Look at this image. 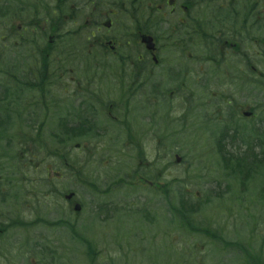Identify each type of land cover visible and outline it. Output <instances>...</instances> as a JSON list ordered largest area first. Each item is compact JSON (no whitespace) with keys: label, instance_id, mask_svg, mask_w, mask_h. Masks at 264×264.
<instances>
[{"label":"rangeland","instance_id":"rangeland-1","mask_svg":"<svg viewBox=\"0 0 264 264\" xmlns=\"http://www.w3.org/2000/svg\"><path fill=\"white\" fill-rule=\"evenodd\" d=\"M259 22L264 23L261 20ZM254 38L244 44V48L247 49L251 44L250 49L254 51L252 57L249 56L245 61L247 65L243 63L242 58L240 61L239 59L231 60L228 57L220 72L214 76L211 68L203 66L201 69L207 71L203 73V71H199L197 65L191 64L192 80L187 87L185 106L189 115L184 124L181 121L173 122L168 124L167 130L160 119V122L156 121L158 116L156 115L154 116L156 124H153L154 127L149 129L151 125L147 124L148 119L143 120V126L144 128L148 127L149 135L148 141H143V159L154 163L156 157V163L145 166L141 173L149 177L155 173L152 169L158 168L157 170L161 174L159 185L162 186L158 195L148 192L144 187L145 184L137 183L139 184L137 188L132 190L130 176L124 177L129 164H132L133 170L142 168L139 161L132 158L129 160L126 157V155L135 154L132 150L135 147L129 144L128 140H123L117 148L125 149L126 154L121 152V156L111 162L100 161L101 158L97 153V156L91 159L90 165L85 166L82 170L81 175H85V178H81L80 175L79 181H74L68 170L51 159L44 158L43 155L37 154L34 158H30L31 153L36 154L39 151L35 145L32 147L33 149L26 146V150L19 154L20 156L18 155V159H21L20 163L11 161L10 155L19 153L21 150L20 145L12 143L6 158L0 159V192L9 195V199H6L5 203L0 202V227L7 223L6 217H11L9 215L11 209V212L22 219L23 224L9 229L0 238V264H123L119 259L120 249H123L124 252L128 251L129 245L136 243L137 236L142 234L145 237H155V243H158L156 247L159 251H163L162 245L166 244L164 243L166 241L162 240L167 238V231H172L174 227L168 225L170 214L167 212V206L161 200L164 197L169 201L167 195L170 198L173 197L170 199L171 205L176 203V199L194 203L196 199L203 201L208 197L209 200L204 203H208L210 206L206 207V214L203 212L198 217L205 215V218L202 219L203 222L213 219V223L208 228L212 231L223 230V242L225 241V244L218 242L212 244L211 240L205 237H192L185 232L173 233L174 238H171V241L175 256L185 249L196 250L191 254L173 258L176 264H229L232 262L237 264V261L238 264H254L258 259V264H264V198H261L264 196L262 191L264 188L263 175L257 174L258 170L254 169L255 174L253 175L245 169L244 173L232 176L229 169L221 165L215 144L222 124L226 123L224 120H228L229 108L232 104L236 105L234 111L237 113L238 109H241L235 119L237 123H240L239 120H241L242 125L250 123L255 130L257 129L259 132L264 130V84L257 83L256 89L253 82L229 81L222 74L226 71L233 73L231 70L238 71L239 69H244V74H246L251 70L253 72V68H255L258 72L255 74L256 77L260 72H264L261 62H258L260 48L253 46ZM196 49L199 50L197 47ZM194 53L199 54V52ZM10 56L11 54L8 55V57ZM164 83V86L161 82L159 84L162 89L159 92H163V95L153 93L154 95L151 96L149 93L143 92L142 95H134L132 101L138 102L139 106V101L155 98L158 95L162 96H159V100L161 98L169 100L168 93L170 90L173 91L174 87L167 82ZM124 88L128 92L134 91L133 88H127L126 85ZM145 89L148 90V88ZM102 93L107 96L105 91ZM105 96L102 100H106ZM224 101H229V104L226 105ZM170 104L177 105L173 99ZM157 111H161L158 117L162 118L165 112V105L162 102L159 103ZM174 111L175 115L180 117L183 109ZM242 111H252L255 116L243 118ZM114 113L121 121L122 114L118 115L116 111ZM217 114L219 117L215 118ZM147 115H152L151 109L144 112V117ZM14 119H11L10 124L3 121L1 128L9 130V133L18 130ZM20 124L24 126L23 120L20 121ZM185 124L189 126H183ZM13 125L15 127L12 129ZM102 127L103 132L100 135L105 132L104 136L109 134L104 140L105 143H116L112 139H120L125 136L123 126L118 127L113 124L108 129L109 125L106 123ZM48 130L49 128L45 127L42 134L46 140ZM27 132L30 133V131ZM227 134L224 143L225 152L241 158L249 147L242 144L237 138L238 136H236V140H231L233 132L227 131ZM156 135L159 136V145L155 151L154 137ZM161 140L165 141V145ZM105 143L103 144L106 145ZM256 143L251 146V149L253 153L260 154L261 147L256 146ZM95 147L98 150L103 149L98 145ZM109 153L106 151V155ZM92 155L93 153L90 154V156ZM175 155L181 158L179 164L174 161ZM69 156L70 164L78 160L79 167L81 166L83 156L75 157L71 152ZM155 164L156 166H154ZM239 167L243 166L239 165ZM250 167H253V164H250ZM57 174L59 176H56ZM121 178L127 180L128 184L119 185ZM83 180H88V184L96 185L99 191L91 189L82 182ZM173 180L180 183L172 182ZM11 184H15L17 187L10 186ZM69 191L75 193V200L82 205V211L79 214L72 213L71 206L63 199V195ZM165 191L168 193L166 194ZM190 194L195 196L191 197ZM142 206L151 213L149 218L151 222L157 220L156 225L146 224L141 229L140 223L128 221L130 218L139 219V216L135 215L132 210ZM37 218H41L42 223L29 229L30 223ZM124 220L128 222H124ZM136 227H139L142 233L138 231L134 241L130 237L126 241H116L118 233L123 237L127 231ZM72 234L74 235L72 236ZM82 238L87 241H81ZM237 241L241 244L248 243L251 258L243 256L240 251H237L238 246L234 245V249L232 248V242L236 243ZM143 246L147 248L148 243L146 242ZM87 249H90L94 254L93 259ZM136 256L133 255L131 261L141 260ZM156 259L161 264L166 261L163 253Z\"/></svg>","mask_w":264,"mask_h":264},{"label":"flooded vegetation","instance_id":"flooded-vegetation-1","mask_svg":"<svg viewBox=\"0 0 264 264\" xmlns=\"http://www.w3.org/2000/svg\"><path fill=\"white\" fill-rule=\"evenodd\" d=\"M34 10L40 27L29 34L26 29H31L30 0H0V41L7 44L0 43L9 46L16 63L22 64L30 57L33 44L39 56L45 50L53 54L46 69L53 78L54 65L59 62L62 71L68 68V74H61V78L90 80L86 91H75L78 100L79 93L82 97L94 94L97 91L91 88L103 82H124L133 88L135 92L125 91L124 100L143 92L153 96L159 94L155 82L161 78L178 82L179 88L172 93L178 99L184 98L181 94L187 91L184 82L191 72L192 49L213 41L209 32L222 38L218 43L220 54L231 60L242 58L247 65L251 44L248 49L244 44L253 38L254 31L239 26L240 0H38ZM252 12L242 13L250 16ZM13 20L20 24L13 26ZM15 29L24 30L16 33ZM29 38L26 45L19 43ZM146 38H151L152 49L143 41ZM4 56L0 54L1 58ZM16 93L21 92H13V105L27 108L30 103L26 95L30 92L23 96ZM148 102L155 105L154 115L159 97L141 100V121L148 108L143 104ZM107 108L118 109L116 104ZM170 112L165 111L162 118L158 117L159 112L156 121L160 119L165 125L174 122L169 118ZM153 115L147 121L150 128L156 124V114ZM110 118L121 123L116 115Z\"/></svg>","mask_w":264,"mask_h":264},{"label":"trees","instance_id":"trees-1","mask_svg":"<svg viewBox=\"0 0 264 264\" xmlns=\"http://www.w3.org/2000/svg\"><path fill=\"white\" fill-rule=\"evenodd\" d=\"M264 84V81L262 80H257L256 81V84ZM261 136H263L264 134H260ZM259 136V137H261ZM227 136L226 135H222L221 136V139H224L226 138ZM9 137H8V133L7 134H4L0 131V143H2L3 141H5L6 143H9ZM231 140H233L231 138ZM222 141V140H221ZM221 141L218 145V152L219 154L221 155V159L222 161L225 163V168H228L230 173L234 176L236 175L237 173H242L243 171V167H239V165H242L244 166L245 164L248 165V168L246 170H248V172H252L254 171L255 168H257L258 164H260L261 160L258 159V157L255 155V154H251L250 156V159L251 161L249 163H247L246 159H239L237 157H234L232 155H228L226 152H224V147L223 145L221 144ZM38 148L42 149L41 145L38 144ZM0 158H3L2 156L4 155V152H1L0 153ZM230 162H234L235 164L234 165H230L229 163ZM227 164V165H226ZM250 164H253V167H249ZM165 193L167 194L168 192L165 191ZM167 198H168V195H167ZM168 204L170 205V202H168ZM180 205L183 207L182 209L184 210V214L186 216H188L189 212L193 210V208L191 206H188L185 202H183L182 200L180 201ZM175 212L177 214V216H182V212H181V209H175ZM16 224L13 222L12 224V228L15 227Z\"/></svg>","mask_w":264,"mask_h":264},{"label":"bare ground","instance_id":"bare-ground-1","mask_svg":"<svg viewBox=\"0 0 264 264\" xmlns=\"http://www.w3.org/2000/svg\"><path fill=\"white\" fill-rule=\"evenodd\" d=\"M163 81H164V79L161 78L156 83H160ZM87 109H88V103H82L78 108H76L75 111L78 114V117L80 118L81 121H84V120L88 119L89 117H91V114L88 112ZM58 127H59V129L57 130V134L60 135L61 137L67 134V130L73 128V126L70 122H65L63 124H59ZM61 155L67 157V154L65 153L64 149H61ZM183 207L178 206L177 208H183ZM11 210L9 213V215L11 217H8V219L19 222V223H23L22 219L20 217H18L16 214H14L13 212H11Z\"/></svg>","mask_w":264,"mask_h":264},{"label":"water","instance_id":"water-1","mask_svg":"<svg viewBox=\"0 0 264 264\" xmlns=\"http://www.w3.org/2000/svg\"><path fill=\"white\" fill-rule=\"evenodd\" d=\"M176 161L179 162V159L177 158ZM66 198H67V199H70L71 197L68 196V197H66ZM74 210H75V211H79V210H80V207H79L78 205H76V206L74 207Z\"/></svg>","mask_w":264,"mask_h":264}]
</instances>
